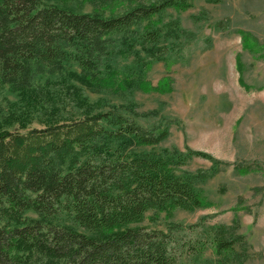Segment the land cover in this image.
Masks as SVG:
<instances>
[{"label":"rangeland","instance_id":"obj_1","mask_svg":"<svg viewBox=\"0 0 264 264\" xmlns=\"http://www.w3.org/2000/svg\"><path fill=\"white\" fill-rule=\"evenodd\" d=\"M40 4L104 17L137 5ZM149 28L160 30L156 44L141 40ZM97 113L121 115L154 135L166 131L156 146L135 149L181 153L174 158L177 175L218 163L216 174L195 185L200 207L149 211L131 227L170 234L177 264H216L212 230L231 227L243 236L236 250L248 253L240 264H264V0H194L188 10L167 9L106 37L92 76L72 59L34 63L25 91L0 89V132L25 134ZM21 218L88 234L63 207L46 219L31 211Z\"/></svg>","mask_w":264,"mask_h":264},{"label":"trees","instance_id":"obj_2","mask_svg":"<svg viewBox=\"0 0 264 264\" xmlns=\"http://www.w3.org/2000/svg\"><path fill=\"white\" fill-rule=\"evenodd\" d=\"M193 1L89 0L96 7L137 4L104 17L41 6L40 0H0V89L25 91L34 63L52 66L72 59L84 76H92L106 37L125 34L167 9L188 10ZM142 32L144 43L156 44L161 36L159 29ZM166 136L112 113L25 134L1 131L0 264H177L170 234L131 225L149 211L200 207L195 185L216 174L218 163L208 171L177 175L174 158L181 153L135 149L156 146ZM61 207L88 234L21 218L31 211L46 219ZM212 231L216 264H240L248 257L236 250L243 236L233 228Z\"/></svg>","mask_w":264,"mask_h":264}]
</instances>
